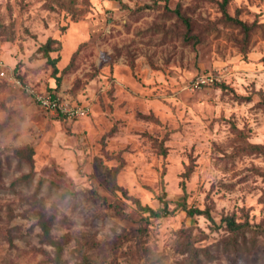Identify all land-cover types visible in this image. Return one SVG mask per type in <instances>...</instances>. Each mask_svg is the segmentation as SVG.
Returning a JSON list of instances; mask_svg holds the SVG:
<instances>
[{"label":"rangeland","instance_id":"374dc122","mask_svg":"<svg viewBox=\"0 0 264 264\" xmlns=\"http://www.w3.org/2000/svg\"><path fill=\"white\" fill-rule=\"evenodd\" d=\"M222 2L0 0V264H54L42 222L61 264H264L218 227L264 223V0Z\"/></svg>","mask_w":264,"mask_h":264},{"label":"trees","instance_id":"16d2710c","mask_svg":"<svg viewBox=\"0 0 264 264\" xmlns=\"http://www.w3.org/2000/svg\"><path fill=\"white\" fill-rule=\"evenodd\" d=\"M229 1L230 0H223L222 2L224 12H226L225 11L226 5L228 4ZM177 13L179 17H182L179 12ZM225 15L229 21L239 26L244 32H248L251 30V27L245 24L243 21L236 18H231L227 14ZM183 20L185 21L186 25L189 26L186 18ZM50 45H51V41H49L43 47L45 54L47 56L49 55V52L51 50ZM160 151L163 154L166 153L163 148V145H160ZM161 203L164 205V207L161 210L156 211L153 208H150L149 206H142L139 203V201H136L138 211L142 213H148L149 216H153V217H160L167 214L166 202H164V200L161 199ZM194 213H204L207 215L208 218L212 219L209 212H201L200 210H189L190 215ZM213 223L215 222L213 221ZM40 225L42 226V230L44 231V234L41 236L42 242H45L55 248L54 257H50V261L53 262L54 264H61V253H62L61 243L58 240H55L50 235L49 233L50 226H47V222L45 223L42 222ZM218 227L224 228L229 233L230 237L228 241V246L235 250H237V248L239 247L240 241L245 242L247 240L248 234H251L252 237L264 238V223L258 225H252L248 221L238 222L232 215L223 217ZM79 264H94V261L90 257L86 255H82L81 262Z\"/></svg>","mask_w":264,"mask_h":264},{"label":"built area","instance_id":"2783aa9c","mask_svg":"<svg viewBox=\"0 0 264 264\" xmlns=\"http://www.w3.org/2000/svg\"><path fill=\"white\" fill-rule=\"evenodd\" d=\"M1 74L4 75V72H1ZM39 103L46 107L47 109H60L61 111H65L71 115H76V116H84L85 115V111L81 108H64L63 102L60 100V98H58V96L56 95H46V96H42L41 98H39Z\"/></svg>","mask_w":264,"mask_h":264}]
</instances>
